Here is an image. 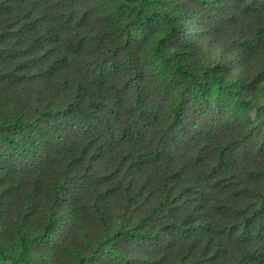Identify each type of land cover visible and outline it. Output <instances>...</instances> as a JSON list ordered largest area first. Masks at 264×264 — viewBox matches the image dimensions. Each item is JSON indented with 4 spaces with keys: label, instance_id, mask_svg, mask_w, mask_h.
I'll return each mask as SVG.
<instances>
[{
    "label": "trees",
    "instance_id": "trees-1",
    "mask_svg": "<svg viewBox=\"0 0 264 264\" xmlns=\"http://www.w3.org/2000/svg\"><path fill=\"white\" fill-rule=\"evenodd\" d=\"M0 264H264V0H0Z\"/></svg>",
    "mask_w": 264,
    "mask_h": 264
},
{
    "label": "rangeland",
    "instance_id": "rangeland-1",
    "mask_svg": "<svg viewBox=\"0 0 264 264\" xmlns=\"http://www.w3.org/2000/svg\"><path fill=\"white\" fill-rule=\"evenodd\" d=\"M216 98L218 100H222L219 94H216ZM224 110H226L228 113H237L238 115H250L253 118L257 117V111L253 110L249 107H244L242 105L233 104L231 100H226L225 105H223Z\"/></svg>",
    "mask_w": 264,
    "mask_h": 264
}]
</instances>
